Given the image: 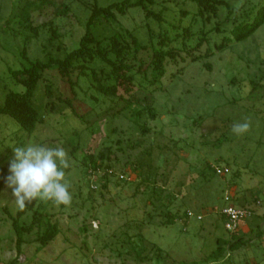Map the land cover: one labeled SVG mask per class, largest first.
I'll return each mask as SVG.
<instances>
[{"label": "trees", "instance_id": "obj_1", "mask_svg": "<svg viewBox=\"0 0 264 264\" xmlns=\"http://www.w3.org/2000/svg\"><path fill=\"white\" fill-rule=\"evenodd\" d=\"M74 3L85 14L84 32L75 47L66 49L56 19L72 13L80 22L73 12ZM48 8L52 9L51 18L37 22L40 15L48 14ZM3 11L4 5L0 2V20H3L0 31H9V36L20 37L22 41L16 54L20 65L8 66V75L0 76V88L5 91L0 102V210L10 221L16 249L15 257L4 264H18L25 245L38 243L39 248L44 247L61 232L59 214L64 212L65 205L55 210L54 202L36 199L21 211L1 199L7 188L5 178L10 174L13 147L29 143L44 145L63 139L71 145L72 157L80 154L82 170L89 182L102 180L101 193L102 188L110 190L113 177L119 184L124 174H128L123 169L130 163L126 158L128 149L147 142L150 147L143 148V152L149 155V174L153 168L155 176L153 182L145 179L136 188L143 184L144 191L150 192L149 204L155 215H163L162 224H172L178 219L187 223L192 217L201 220V214L187 205L182 206L190 202L188 186L202 187L209 176L205 168H196V175H192L187 185L182 180L176 181L178 176H173L174 172L159 171L169 157L162 151L165 144L154 143L152 139L156 131L153 132L150 123L161 117L152 93L162 87L163 79L178 78L188 64L252 34L264 23V0L256 3L250 0H112L104 4L99 0H61L58 4L55 0H11L10 12L6 15ZM108 28L111 32H105ZM204 65L212 70L210 62ZM8 81L12 86H8ZM101 122L104 139L91 146L90 136L101 132ZM43 127L53 130L42 132ZM154 146L158 148L156 155L151 151ZM114 163H119L124 174L116 171ZM143 164L139 156L132 169ZM202 164L216 174V167H221L211 166L207 161ZM223 168L227 171L221 175L229 172L228 167ZM70 169L71 165L67 173ZM176 184L180 186L177 193L170 189ZM224 200L238 201L225 206L249 207L254 214L255 207L261 204L256 197L239 202L235 185L225 191ZM250 203L254 206L250 207ZM221 209L214 208L225 219ZM198 215L201 217L197 218ZM86 231L87 226H83L82 232ZM237 232L239 226L231 232V238L217 237L215 249L201 260L218 262L250 242L243 234L235 236ZM125 233L123 240L130 249L119 250V254H128L136 264H153L160 258L162 249L154 243L155 255L143 254L146 249L140 244L146 239L140 232ZM256 234L263 237L259 230Z\"/></svg>", "mask_w": 264, "mask_h": 264}, {"label": "rangeland", "instance_id": "obj_2", "mask_svg": "<svg viewBox=\"0 0 264 264\" xmlns=\"http://www.w3.org/2000/svg\"><path fill=\"white\" fill-rule=\"evenodd\" d=\"M60 1L55 0V3ZM110 1L99 0V3ZM250 1L256 3L259 0ZM0 2L4 5L3 14L7 15L11 10V0ZM47 11L48 14L40 15L37 22L51 18L52 9ZM73 12L79 16L81 24L72 13L56 19L62 35L60 39L66 49L75 47L84 32L85 14L76 3ZM7 32L0 31V76L8 75V66L20 65L16 54L21 38H12ZM105 32L111 31L108 28ZM31 44L33 46L34 42ZM31 55H34L32 51ZM205 62L212 64V70L206 68ZM8 84L12 86L13 83L8 81ZM4 92L0 88V102ZM152 94L154 105L161 114L157 121L150 123L153 132L156 131L152 139L154 143L165 144L162 151L169 157L159 171L174 172L173 176H178L176 181L182 180L188 185L192 175L197 173L196 168H205L209 180L202 187L189 184L192 186H188L190 202L182 206L187 205L203 218L197 220L192 217L187 223L178 219L165 225L160 221L163 215L154 214L149 204L150 192L144 191L143 184L136 188L145 179L153 182L155 176L153 168L149 174V155L143 152V148L150 147L147 142L138 148L128 149L126 158L130 163L123 168L128 174H124L119 163H114L116 171L125 177L119 184L113 177L110 190L102 188L100 193L102 180L98 178L94 184L89 182L82 170L80 154L72 157L71 145L60 139L44 146H62L68 153L71 169L68 173L65 169V179L72 186L71 203L59 214L61 232L55 239L41 248L38 243L25 245L18 264H136L128 254H119V250L130 249L123 240L126 231L130 234L140 232L145 237V242L140 244L146 249L144 255H155L152 243L162 249L160 258L153 264H264V238L256 234L258 230L264 233V23L247 38L232 41L212 55L188 64L178 78L163 79L162 87ZM243 122L250 123L249 130L240 135L233 133V124ZM101 128V132L90 136L89 145L96 146L104 139L103 122ZM51 130L42 128V132ZM137 139L144 140L143 137ZM157 149L155 146L151 148L153 155L158 153ZM139 156L144 164L132 169ZM205 161L211 166H226L229 172L216 174L212 168L202 164ZM233 185L239 202L254 197L261 202L255 207V214L240 222L239 233L235 234L245 233L250 242L233 250L230 257H223L218 262H204L201 258L215 249L217 237L229 239L233 235L226 229L225 219L214 210L215 207L221 209L226 204L238 203L224 200L225 191ZM170 189L177 193L180 186L176 184ZM1 199L15 206L11 189L3 190ZM251 204L249 206L253 207ZM54 207L59 209L55 203ZM83 226H87L86 232H82ZM10 228L7 214L0 210V264L16 255L15 235ZM124 259L125 263H122Z\"/></svg>", "mask_w": 264, "mask_h": 264}, {"label": "clouds", "instance_id": "obj_3", "mask_svg": "<svg viewBox=\"0 0 264 264\" xmlns=\"http://www.w3.org/2000/svg\"><path fill=\"white\" fill-rule=\"evenodd\" d=\"M250 123H235L232 132L240 135L247 132ZM14 156L9 163L6 187L11 189L12 202L18 210L36 199L52 201L56 205H70L72 195L65 179V169L70 167V158L62 146L47 147L38 143L13 147Z\"/></svg>", "mask_w": 264, "mask_h": 264}, {"label": "built area", "instance_id": "obj_4", "mask_svg": "<svg viewBox=\"0 0 264 264\" xmlns=\"http://www.w3.org/2000/svg\"><path fill=\"white\" fill-rule=\"evenodd\" d=\"M218 174H223L227 171L226 168L216 167ZM221 212L225 215V227L228 231L234 232L238 228L240 222L245 218L252 216L254 214L253 210L249 207H235L232 205L225 206L221 209ZM188 214H192L188 212ZM198 215L197 218H200Z\"/></svg>", "mask_w": 264, "mask_h": 264}, {"label": "crops", "instance_id": "obj_5", "mask_svg": "<svg viewBox=\"0 0 264 264\" xmlns=\"http://www.w3.org/2000/svg\"><path fill=\"white\" fill-rule=\"evenodd\" d=\"M244 228V227H243ZM244 232V231H243ZM243 234H245V233H243ZM246 235V234H245ZM246 237L248 238V236L246 235ZM263 238H264V233H263Z\"/></svg>", "mask_w": 264, "mask_h": 264}]
</instances>
